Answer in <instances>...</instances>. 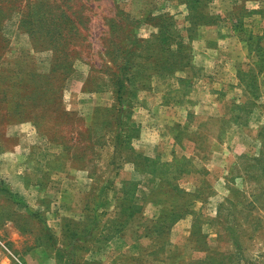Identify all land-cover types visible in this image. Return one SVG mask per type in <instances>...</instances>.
Segmentation results:
<instances>
[{
  "label": "rangeland",
  "instance_id": "obj_1",
  "mask_svg": "<svg viewBox=\"0 0 264 264\" xmlns=\"http://www.w3.org/2000/svg\"><path fill=\"white\" fill-rule=\"evenodd\" d=\"M0 264H264V0H0Z\"/></svg>",
  "mask_w": 264,
  "mask_h": 264
},
{
  "label": "crops",
  "instance_id": "obj_2",
  "mask_svg": "<svg viewBox=\"0 0 264 264\" xmlns=\"http://www.w3.org/2000/svg\"><path fill=\"white\" fill-rule=\"evenodd\" d=\"M55 177H56V175H55ZM52 179H54V176L53 175H52ZM57 179H58V177H57ZM25 188L26 189H32L33 188V185H29V186L25 185ZM34 188L37 189V186H35ZM57 228H58V230L60 229L61 232H63V227H60V223H58Z\"/></svg>",
  "mask_w": 264,
  "mask_h": 264
}]
</instances>
